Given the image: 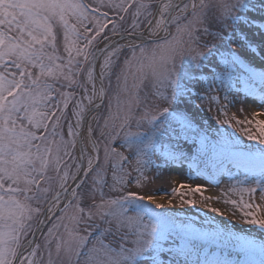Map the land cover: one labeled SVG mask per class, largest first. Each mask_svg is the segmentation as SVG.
Listing matches in <instances>:
<instances>
[{"label":"snow or ice","instance_id":"snow-or-ice-1","mask_svg":"<svg viewBox=\"0 0 264 264\" xmlns=\"http://www.w3.org/2000/svg\"><path fill=\"white\" fill-rule=\"evenodd\" d=\"M261 115L264 0H0V264H264Z\"/></svg>","mask_w":264,"mask_h":264},{"label":"rangeland","instance_id":"rangeland-1","mask_svg":"<svg viewBox=\"0 0 264 264\" xmlns=\"http://www.w3.org/2000/svg\"><path fill=\"white\" fill-rule=\"evenodd\" d=\"M261 116L264 117V115H261ZM261 118L257 117V119H261ZM171 175L176 176L177 173L174 172V174H171ZM152 187L160 190L158 193L159 195H164L165 192L170 191L171 184L167 180V175H166L164 178L156 180L155 183L152 185ZM217 206L222 207L221 205H217ZM181 212L183 213V210H181ZM201 213L207 214V215H212L211 213H207L206 210L203 209L202 206H201ZM229 218H231V217H229Z\"/></svg>","mask_w":264,"mask_h":264},{"label":"bare ground","instance_id":"bare-ground-1","mask_svg":"<svg viewBox=\"0 0 264 264\" xmlns=\"http://www.w3.org/2000/svg\"><path fill=\"white\" fill-rule=\"evenodd\" d=\"M252 110L259 111V109H252ZM258 117L261 118L262 116H258ZM261 119H264V117H262ZM175 173H177V175H176V176H173V177H175L177 180H182V179H183L182 175H181L179 172H175ZM171 174H174V172L171 173ZM158 195H159V194H158ZM165 199H166V197H165Z\"/></svg>","mask_w":264,"mask_h":264}]
</instances>
